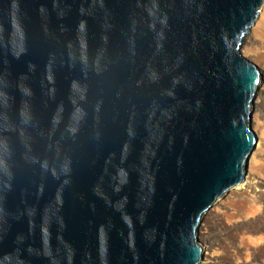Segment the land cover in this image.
Wrapping results in <instances>:
<instances>
[{
	"label": "water",
	"instance_id": "obj_1",
	"mask_svg": "<svg viewBox=\"0 0 264 264\" xmlns=\"http://www.w3.org/2000/svg\"><path fill=\"white\" fill-rule=\"evenodd\" d=\"M264 0H0V264H200L245 180Z\"/></svg>",
	"mask_w": 264,
	"mask_h": 264
},
{
	"label": "rangeland",
	"instance_id": "obj_2",
	"mask_svg": "<svg viewBox=\"0 0 264 264\" xmlns=\"http://www.w3.org/2000/svg\"><path fill=\"white\" fill-rule=\"evenodd\" d=\"M256 165L264 179V160ZM228 202L213 223L204 224L215 241L207 251L215 256L216 264H264V199L236 194Z\"/></svg>",
	"mask_w": 264,
	"mask_h": 264
},
{
	"label": "bare ground",
	"instance_id": "obj_3",
	"mask_svg": "<svg viewBox=\"0 0 264 264\" xmlns=\"http://www.w3.org/2000/svg\"><path fill=\"white\" fill-rule=\"evenodd\" d=\"M250 30L251 32L245 37V42L248 43V45L245 46V50L243 49V51L247 56L254 59V61L259 66L262 75L260 84L254 97L252 113V127L257 133L258 142L253 152L249 156L245 180L229 188L213 205H211L205 211L202 216L201 223L197 230L198 236L204 247L203 259L200 264L217 263L215 256H212L207 251V249L212 244H214L215 241L213 239L214 237L212 238L207 231L209 228L205 229L204 224H207L208 222L211 223L212 220L215 219L214 217L221 211V209L225 207L227 203H229L228 201L231 197H233V195L248 194L258 197L261 200L264 199V179L261 178L262 175L260 174V169H258V165H256L259 160H264V4L261 7V11L256 19L255 24L252 25Z\"/></svg>",
	"mask_w": 264,
	"mask_h": 264
}]
</instances>
